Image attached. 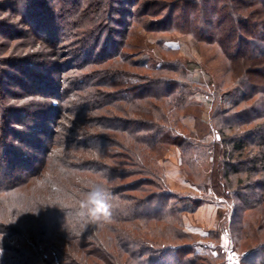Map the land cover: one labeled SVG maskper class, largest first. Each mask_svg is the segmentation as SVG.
Returning a JSON list of instances; mask_svg holds the SVG:
<instances>
[{
	"label": "rangeland",
	"instance_id": "1",
	"mask_svg": "<svg viewBox=\"0 0 264 264\" xmlns=\"http://www.w3.org/2000/svg\"><path fill=\"white\" fill-rule=\"evenodd\" d=\"M190 1L0 0V171L8 180L3 172L7 168L19 180L22 176L29 178L22 187L6 194L13 199L15 225L20 226H15L12 234L16 235L15 241L6 237L4 244L27 243L20 232L30 220L23 213L28 211V199L40 203L66 199L61 189L64 180H57V169L31 178L30 172L41 166L47 148L58 156L53 163H79L91 155L94 160L99 158L112 165L110 159L94 152L104 141L80 135H114L106 125L108 117H117L118 125L122 124L120 119L136 115L143 120H158L154 110L158 107L165 119L156 123L168 130L170 141L143 150L152 158L149 168L157 174L155 181L174 196L176 217L147 229L141 226V236L158 245H190L204 257L198 264H244L245 255L253 251L252 260L246 263H264V200H259L264 195V171L251 175L244 168L234 173L229 167L264 155V146L258 147L259 137L264 136V128L259 127L264 125V64H251L248 58L232 61L218 42L198 41L180 29L162 27L167 17H184ZM168 4L173 5L171 12ZM190 19L201 21L198 14H191ZM115 42L131 58L129 63H123L114 50L108 55L116 56L101 61L106 45ZM256 44L264 47L260 40ZM132 60L147 69H137ZM162 67L176 69L159 71ZM98 70L114 73L115 80L121 70L141 75L142 79L166 77L176 86L171 97L179 107L173 110L165 99L141 102L143 108L141 104L138 108L121 104L124 112L117 109L119 104L91 107V97L97 103L104 93L115 95L118 91L108 86L109 79L98 77ZM248 80L256 84L255 95ZM64 107L67 112L62 117L60 108ZM67 128L78 131L77 136L73 135L76 141L95 145L92 151L81 150V142L70 148L55 146L53 134ZM67 135L63 140L70 138ZM242 139L248 148L234 153L232 142ZM131 181L133 178L121 183ZM145 187L144 192L130 195L145 197L157 188ZM7 218L9 215L0 212V221L6 223ZM41 222L33 227L41 230ZM124 227L126 232L134 233L133 223ZM63 241L52 245L66 249L69 243ZM44 245L39 249H45ZM15 249L18 264L22 260L19 248ZM126 261L124 256L121 264ZM128 264L137 263L129 260Z\"/></svg>",
	"mask_w": 264,
	"mask_h": 264
},
{
	"label": "trees",
	"instance_id": "2",
	"mask_svg": "<svg viewBox=\"0 0 264 264\" xmlns=\"http://www.w3.org/2000/svg\"><path fill=\"white\" fill-rule=\"evenodd\" d=\"M217 1L219 0H191L188 4L191 5L188 7V11L184 7V10L186 9L184 17L180 19H174L173 15L172 18L167 17L165 25L162 27L180 29L181 32L191 34L198 41L218 42L226 56L232 61L237 59L244 61V58H248L251 64L253 62L264 64V52L262 51L264 47L256 44L259 40L264 44V0H223L221 3ZM233 1L236 5H233ZM172 4H168L170 8L168 12H171ZM255 5L261 7L256 8ZM191 14L195 16L198 14L201 21L191 20ZM246 14H249L250 17ZM213 29L216 33L210 31ZM113 50L123 63H129L128 59L131 58L118 49L116 42L106 45L101 61L116 56L114 53L108 55ZM249 51H252V54ZM132 64L137 69H147L145 65L138 64L133 60ZM176 68L162 67L159 71L175 72ZM96 72H98V77L102 75L107 81L109 79L108 86L118 91L115 95L104 93L102 97H99L100 101L97 103L95 100L93 102L91 100L93 97H91L89 101L91 107L119 104L117 109L124 112L120 108L121 104L138 108L141 102L150 100L161 102L164 99L168 101V106L173 110L179 107L178 101L173 98L176 86L173 85L172 80L166 77L152 79V81L146 76L145 79H142L141 75L128 71L125 74L123 73L125 71L121 70L119 78L115 80L116 76H112L114 73L106 70ZM144 84L146 85L144 86ZM248 85L255 95L258 90L256 84L252 80H248ZM140 107L143 108L142 104ZM66 110V107L60 108L62 117L63 113L65 116ZM154 110L158 113V120L154 119V121L143 120L136 115L135 118L131 117L132 119H120L122 124L118 125L116 116V118L108 117L106 125L114 133L112 136L88 133L80 135L89 140L98 138L104 141L101 149L95 148L94 152L102 155L103 158L110 159L112 165L99 158L94 160L91 155L84 157L90 161L83 158L84 160L80 159V161L76 159L79 163H53V161H58V156L56 157L54 152L50 154L47 148L44 159L41 160V166L37 169L33 168L30 172L32 177H30L34 178L48 170L57 169L60 172L57 180L65 181H62L61 189L66 193V199L55 203H40L32 198L28 199L29 204L26 209L28 211L23 213L28 216L27 219L30 218L31 222L27 221L28 223L22 227L25 231L21 230L20 232L21 237L27 240L24 245L17 243L18 245L11 246V243H7V245L4 243H6V237L15 241L16 235L12 234L16 227L20 226L15 225L14 218L17 216V211L13 212V199L6 194L12 192L13 188L22 187L26 178L22 176V179L19 180V177L7 172L9 170L7 168L3 172L7 173L9 180L15 179L9 181L8 178H3V173L0 171V212L9 215L6 223L0 221V264H16L17 257L14 254L17 252L15 249L17 247L22 262L26 261L23 264H91V262L96 264L94 260L104 264H121L124 256L127 257L124 264H128L129 260L137 264H198L202 260L204 257L196 253L195 248L190 245L186 247L158 245L150 241L147 242L141 236V226L147 229L152 225L171 222L170 219L176 217L175 206L172 203L174 196L166 191L158 180L155 181L157 174L149 168L152 158L143 150L144 148L155 149L170 141L169 135H167L168 130L162 129L160 124L156 123L164 121L165 114H161V109L158 107ZM259 127L263 129L264 125ZM161 130H164L165 133H161ZM66 131L70 138L63 140V136L67 135ZM66 131L61 134L56 131L57 133L53 134L52 143L55 146L70 148L74 143L81 142L79 143L81 150L92 151L95 145L90 146L89 143L83 142L81 139L76 141V138L73 137V135L79 134L78 131L75 132L69 128ZM262 137L264 138V136ZM262 137H259L258 147L263 148L264 139ZM253 138L254 141H257V136H253ZM65 142L68 143L65 144ZM231 146L234 153H243L248 148L245 139L235 140ZM229 167L234 173H241L244 170L250 172L251 175L254 171L263 172L264 155L253 156L247 163ZM134 177L139 179H134ZM130 178H133V181L121 183ZM148 185L157 188L152 192L148 191L145 197L130 195L131 192H144L147 188L145 186ZM259 200L263 201L264 195ZM40 222L41 230L34 228ZM131 223L134 225L133 234L126 232L124 227L125 224ZM1 235H5V237L2 238ZM63 240H67L69 243L66 249L65 247L58 249L56 245H52L54 242L62 244ZM42 243H45V249H39ZM38 252L42 254H38ZM255 252L247 253L243 258V263L252 260Z\"/></svg>",
	"mask_w": 264,
	"mask_h": 264
}]
</instances>
